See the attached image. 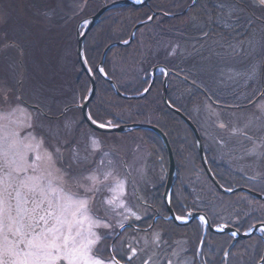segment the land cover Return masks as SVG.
<instances>
[{"label": "flooded vegetation", "instance_id": "flooded-vegetation-1", "mask_svg": "<svg viewBox=\"0 0 264 264\" xmlns=\"http://www.w3.org/2000/svg\"><path fill=\"white\" fill-rule=\"evenodd\" d=\"M7 1L11 0H0V75L3 73L6 81L10 78L7 74V70L9 74L11 72L13 73V75L10 74L13 78L16 73L20 72H23L24 76L30 75L29 67L31 56L28 57L29 66L26 69H24V67H26L24 60L27 59L28 52L30 50L41 49L44 47V38L48 36L49 38L55 37V40L61 43L68 41V44H71V42L76 41V52H78V37L79 35L85 34V54L95 72V75H98L99 71H96L97 66L93 67V60L91 56L95 51L98 52L99 34L101 35L102 31L103 36L101 35L100 41L108 40L107 42H109L102 49L103 55L105 49L110 43L127 40L129 38L131 31L130 33H127L128 29L126 30V28L129 27V24L131 23L128 19H131L132 15L134 16V14H136L134 13V10L145 11V16L140 19L143 20L154 12L157 13L158 16L163 10L162 6L166 3H171V0H148L147 4L133 5L127 3V0H74L72 3L76 5L67 6V9L62 11L58 8L55 0H28L27 4H31V7L38 6L37 9L40 10V19H38L37 16H30L29 21L21 22L19 21V18L15 17V22L12 23V15L15 16V10L13 7L11 11L5 8L11 15L10 18L4 17L6 18L4 20L1 15L3 8L2 5H6ZM121 1H124V3L115 4ZM133 1L142 2L143 0ZM233 2H236L237 9L240 6H243L249 11H255L257 8L264 9V6L258 7L252 5L250 0H233ZM203 4L204 1L198 3L196 7V9L198 8L197 11ZM216 5L218 10L213 9L212 11L210 9L211 15L209 23L211 22L212 26L211 23L209 26L219 28L224 31L226 29L217 23L218 20L225 22L228 19H231V23L236 24L237 18H231L232 15L228 12V8L230 6L226 9L224 1H218ZM59 6H62V4H59ZM157 7H160L158 8L159 10H156ZM76 9H79L77 14H72ZM103 9L105 11L96 18L97 14ZM207 9L209 8L206 7V10ZM119 12L126 13L120 14ZM124 15H126L124 21H120V17ZM261 16H258V18L262 19L264 23V18ZM109 18H112L111 20L114 27L111 38L106 37L109 34V31L100 29L103 23ZM177 20H179V18ZM23 23L30 25L32 27V31H17V34L19 36L21 34L22 37L26 34H30L31 47H25L22 40L18 37H14V39L12 38L15 33L14 30L17 27L22 26ZM117 23L124 24L126 28L119 31L120 27H117ZM10 24L14 26L12 32H9L8 30V26ZM148 24L149 23L144 24L143 26ZM48 29H50L49 33ZM237 30L238 28L234 27L232 30H226L224 32H226L225 35L227 38L252 36L248 33V31L247 33H242V31H240V35L236 36L238 33ZM33 33L37 36L32 35ZM204 33H206L205 28H203L199 35L202 36ZM1 34L4 35V37H2ZM7 38L11 39L7 41ZM89 40H91L92 43L90 45V49L88 47ZM71 45H73V43ZM7 46H12L16 49L11 51L7 49ZM115 47L108 49L106 58ZM69 49L70 46L68 47V50ZM169 52L172 53L173 50L170 49ZM112 55L114 54L112 53ZM262 56L264 60V52ZM10 60L13 61L11 62ZM171 60H173V62L169 61L166 57H162L155 61L156 65H160L157 76L161 77L163 81L162 83H164L167 70H169L170 74L168 76L167 83L175 79V76L191 83L193 86L190 84L187 85H190L197 91V94L192 99L198 102L208 100L211 104L218 105L221 103L218 98H222L224 101L221 103L220 107L223 105L222 107L225 109L247 110V108L254 107L258 105L259 102L264 101V95H261V93H264V66L260 86L255 90L256 94L252 98L245 99V102H233V94L229 91L228 86L226 92L219 95L214 88L216 84L211 83L212 78H210V80L205 78L204 80L194 79L187 74V71L199 73L194 65L177 61L173 58H171ZM8 62L12 63L11 67L18 66V68L8 69ZM104 68L107 71L106 65H104ZM161 69L164 71H161ZM66 71H64V75L67 74ZM78 73L79 74H77L76 77L77 81H75V90L77 91L76 100L62 99L63 102H60L58 99L45 102L34 101L31 100L29 96H23L24 91L15 90L13 85H10L13 87L9 88L10 93H8L7 96L11 101H13L12 99L16 97V99L20 100L25 107L32 109V111H38V114H40L43 118H48L54 123L59 122V124H62L65 120L77 122V136L80 140H82L83 132L84 134H91L90 132H95L96 134H100L102 136L107 135L108 133L95 130L86 122L84 118L83 111L80 106L82 104L81 102H83L81 93L84 70L81 69ZM21 81L22 80H18V89L21 88V90H24V87L27 86L29 91L32 90L31 84L27 82V84L23 85V82ZM67 84L65 82V84L61 85L63 97H68L69 92L71 93V89L67 86ZM21 85H23V87ZM236 95L239 96L240 92L238 91ZM174 102L182 105L177 100ZM187 103L190 105L195 102L188 101ZM51 104L56 106L60 104V109L53 107ZM177 107L187 113L186 108L183 109L178 105ZM187 114L190 115V112ZM199 124L202 130L207 132L212 139L210 147H208L207 150L205 149V152L213 177L206 169L203 161L201 162V160L195 161L191 159L189 161H178L174 153L176 167L173 176L170 201L172 209L177 217H187V223L182 224L170 218L171 213L164 197L167 182L169 180V160L167 159L166 162H162L161 157H158L159 159L156 160L155 156V159L152 158L153 160H151L148 155L143 153L140 156L139 153L141 150L137 148H128L125 151L119 149L115 143L120 141V139H110V137H121L122 133H109V135H112L109 137V140L100 141L103 150L106 151L109 149L121 157L122 160L117 163L119 164L118 167L123 170V178L127 179V201L140 217V219H136L135 217L131 218L126 224L125 229L116 230L117 233L121 234L120 239L127 238L128 242L134 247H136V241L138 240L140 241L141 246V251H137V255L131 262L121 259L124 255V253L121 252L120 256L117 257V259H121V264H143V261H147V264H168L169 261H171L172 264H181L182 262H186L185 264H264V220L260 219L261 212L264 211V208L262 207V210L260 205L262 206L264 204V200L256 198L251 192L264 193V175L256 174V172H263L264 174V166H259L260 161L264 160V129L259 130V127L248 130L240 128V135L237 131H232L235 127H237L236 125L227 124L223 120H220L218 123H214L213 128L210 130H207L208 128L206 125L200 122ZM221 124H224L226 127L221 128ZM240 124L241 123L237 125ZM261 126L264 125L261 124ZM199 130L201 132L200 127ZM193 134L194 137H196L195 132H193ZM228 135H240L248 138L245 156L248 160H250L248 169L251 170L252 174L245 177V179L248 180L246 184H241L240 180L239 183L231 180L230 174H235L233 169L237 167L236 163L232 159L226 158V154L223 149ZM199 153L198 148V154ZM140 161H144L146 166L154 167L152 175L158 173L156 177L153 176V181H150L149 179L147 180V194H145L146 192H143L141 187V172L144 164L139 166L138 169H134L132 167V163H139ZM120 163L123 165H120ZM255 164H257V166H255ZM221 187H224L225 189L244 187L246 189L230 193L224 191ZM196 193L204 195V199L193 202L192 198ZM228 199H230V201L235 200L239 208H241V212L237 216V220L235 222L227 220L226 218L220 220L219 217L223 216L214 211H220L218 208H214L216 205H220L225 209ZM201 216L205 218L203 221L200 219ZM179 220L181 221V219ZM148 222L150 223L149 225ZM233 233H235V235H233ZM156 234H159V241L155 239ZM113 235L115 236V233ZM182 241L187 247V250L183 255L182 246H180V248H182L180 251L177 250V245H181ZM108 243L118 244L119 240L112 239L109 240ZM235 249L237 260L233 263V260L236 257V255H234ZM101 254L107 256L108 252L104 251ZM149 257H151V259H149Z\"/></svg>", "mask_w": 264, "mask_h": 264}, {"label": "rangeland", "instance_id": "rangeland-1", "mask_svg": "<svg viewBox=\"0 0 264 264\" xmlns=\"http://www.w3.org/2000/svg\"><path fill=\"white\" fill-rule=\"evenodd\" d=\"M72 1L74 0H55V2L58 5V8L62 11L67 9V6H74L76 4H73ZM169 1V0H167ZM166 1V2H167ZM182 2V0H179ZM192 2L193 0H185L184 2ZM206 2L207 0H198L197 4L199 2ZM172 3H174V6H168L167 9H170L172 7L177 8L178 5H175L177 3V0H171ZM28 0H11L7 1L6 5H2V17L5 20L7 18H10L11 15L8 13V10H12V7L15 10V16L12 15V23L15 22V17L19 18V21L26 22L29 21L30 16L36 17L40 19V14L37 8L38 6H33L31 4H27ZM224 3L226 5V9L228 8V12L231 16V18H237L236 24L231 23V19H228L227 21L223 22L218 20L217 23L223 26L227 31L232 30L234 27H237V35H240V31L242 33H247L249 30V34L252 36H246V37H233V38H227L225 33L222 29L214 28L209 25L201 23V25L205 28V31L207 35H198V31L193 37H185L180 34L178 31L179 28H175L170 34L160 32L161 30V24H156L158 21L152 22V26L150 28L151 31L158 34L157 41L153 44L149 42L148 40L143 41V53L144 57L142 55L140 56V61L138 65L139 73H141L145 78V73L149 69L150 66H152L156 60L162 57H166L169 59V61L173 62L171 58L182 61L191 65H194L196 70L199 73L187 71V74L197 80H201L204 78L210 80L212 78L213 84H216L214 88L219 93V95L224 94L227 90V86L229 87V91L233 94V102H245V99L252 98L256 94V89L260 86V81L262 79V72H263V66H264V60H263V52H264V23L262 19H259L258 16H261L264 18V9L257 8L255 11H249L243 6H240L238 9L236 8V2H233V0H224ZM59 4H62V6H59ZM78 5V4H77ZM264 6V5H263ZM259 7V6H258ZM7 8L8 10H6ZM210 13V9H207ZM79 9H76L72 14H77ZM213 11V10H212ZM176 12V9H175ZM120 14H125L126 12H119ZM134 13H136L135 20L136 22L140 19H142L145 16V11L143 10H134ZM135 15V14H134ZM126 15L120 17V21L125 19ZM50 18V17H49ZM112 18H109L106 20L102 27L100 29H103L104 31H109V34L106 36L107 38H111L114 27L112 23ZM178 19V18H177ZM174 19L171 22H175ZM60 20V19H58ZM57 20V21H58ZM50 21V20H49ZM131 21V19H130ZM132 23V22H131ZM127 25V23H126ZM135 25V24H134ZM133 25V26H134ZM133 26L127 27L124 24L117 23V27H120L119 31H122L124 28H126L127 33H130ZM13 25L10 24L8 26L9 32L13 31ZM116 27V26H115ZM116 27V28H117ZM150 27V26H149ZM148 27V28H149ZM200 29V27H198ZM242 29V30H241ZM5 30V28H4ZM26 30L32 31V27L28 24H24L20 27H17L14 30V37H18L20 40H22V43L25 47H31V39L30 34H26L24 37L17 34V31H25ZM36 30V29H35ZM50 29H48L49 33ZM23 32V33H25ZM101 32V31H100ZM99 32V33H100ZM1 33V32H0ZM180 35V40H177L176 35ZM36 35V34H32ZM101 35L103 36V31L101 32ZM101 35L99 34V47L102 46V49L107 45L108 40L100 41ZM2 37L4 35L1 34ZM37 36V35H36ZM118 36V35H116ZM128 36V34H127ZM11 38H7L6 40H10ZM62 41V40H61ZM73 43V45H71ZM71 44H68V41L64 42H57L55 40V37L44 38V47L41 49H32L28 52L27 59L24 60L26 69L29 66L28 63V57H30V67H29V74L25 75L23 72L16 73L14 78L11 76L13 73L11 72L9 74L7 70V74L9 75V80L6 81V78L3 73L0 75V95L6 93L8 95L9 88L15 87V90L18 91H24L25 97L31 98V100L34 101H49L53 99H58L60 102H63L62 99L76 100V77L78 72L81 71V66L78 61V56L76 52V41L71 42ZM91 40L88 41V47L90 49ZM8 45V44H7ZM70 46V49L68 50V47ZM6 47V46H5ZM175 49V51L168 52V49ZM8 50L16 49L8 47ZM120 48L116 47L115 52L113 54L115 55L116 52H118ZM99 50V49H98ZM171 53V54H170ZM112 55V57H114ZM131 58V57H130ZM129 58V59H130ZM128 59V60H129ZM11 62L13 60H10ZM8 62V69L10 68H18V66L11 67L12 63ZM130 62V60H129ZM117 67L109 64L107 69V74L109 73L111 75L112 68ZM152 69V68H151ZM150 69V71H151ZM6 70V69H5ZM67 70V71H66ZM64 71L67 72V74L64 75ZM121 73H124L126 70L121 69L119 70ZM144 72V73H143ZM113 77V75H112ZM123 79V77L117 78L118 86L122 89H129V85L120 83V81ZM18 80H22L23 85L29 84L32 85V90L29 91L28 87L25 86L24 90H21L17 88ZM71 80V81H69ZM116 80V81H117ZM69 83L67 84V82ZM126 83L128 80H124ZM67 84V86L71 89V93L69 92L68 97H63V90L61 85ZM183 84V85H181ZM13 85V86H10ZM23 85H21L23 87ZM258 86V87H255ZM90 89V87H89ZM89 91V90H88ZM87 87L82 82V100L86 97L88 94ZM240 92V95L237 96L236 93ZM163 93H164V83H163V90H162V99H163ZM197 94V91L193 89L190 85H187L183 82H180L178 80L173 79L172 81H169L167 86V98L172 101L177 100L182 105L175 103L181 108H186L187 113L190 112V117L194 120L195 124L200 127L201 134L204 141L205 149L207 150L208 147L211 145L212 139L208 135L207 132H204L199 124L202 123L206 125L208 128L207 130H210L213 128L214 123H218L220 120L225 121L227 124L236 125L235 129H238L237 133L241 135V129L245 128V130L251 129V128H258L259 130L264 129V113L261 112V109L259 105L264 104L263 102H259L258 105L254 107H249L247 110H240V109H225L221 108L220 105L224 101L222 98H218L221 103L218 105L211 104L208 100H204V102H198L192 98L195 97ZM63 97V98H62ZM223 97V96H222ZM13 101H16V97L12 99ZM20 101V100H19ZM164 101V99H163ZM188 101H194L193 104H188ZM82 103V102H81ZM53 107H56L57 109H60V104L58 106L51 104ZM24 106V105H23ZM25 107V106H24ZM32 111V109H29ZM34 113H38V111H33ZM174 112V111H173ZM121 113V112H119ZM179 116V115H178ZM40 120L45 122L46 124H52L56 125L59 124V122H52L48 118H43L39 114ZM162 113H156L155 118L157 121L161 122ZM257 117H260V119H257ZM180 118V117H179ZM165 121L169 123V125H173V119L169 116L164 117ZM108 121L116 123L114 120H111L109 118H105L104 121H100L102 123H106ZM241 123L240 125H237ZM62 125V124H61ZM239 127V128H238ZM151 132V131H150ZM146 132L145 130H136V131H130V133L122 134L121 137H110L112 136L109 133L107 135H100L96 134L95 132H90V135H94L97 139L101 140H109L110 139H120V141H117L115 145L125 151L128 148H137L140 149V156L141 154L148 155L149 159L153 160L154 156L156 159H159L161 157L162 162L167 161V154L164 148V144L160 142L157 135L153 132ZM93 133V134H92ZM89 133H82V147L87 143V137ZM240 135H228L226 137V142L223 146V149L225 151V156L227 159H232L236 163L235 169H233V173H231V180L236 181L239 183V180L241 184H246L248 181L245 179L246 176L251 175L252 172L249 167L250 160L245 156L246 149H247V142L248 138L242 137ZM172 138L173 145L175 147V154L177 155L178 161L183 160H195L202 162V159L200 156V153L198 154V141L197 138L194 137L193 130L189 127L187 123H185L181 118L179 121H177L176 127L174 131L170 134ZM159 140V141H158ZM196 149V151H195ZM110 153L109 158L116 160L118 163L122 160L121 157L117 154L112 152L111 150L107 149ZM159 157V158H158ZM189 158V159H188ZM200 158V159H199ZM250 158V157H249ZM96 159H100V156L97 155ZM155 159V158H154ZM139 160V159H138ZM127 161V160H126ZM145 162L140 161L139 163H132V167L135 169L141 165H143ZM119 165V164H118ZM120 165H123L120 163ZM257 166V164H255ZM259 166H264V160L260 161ZM154 170V167L152 166H146V164L143 165V169L141 172V187L143 192H146L147 194V180L153 181V176L156 177L157 174L152 175ZM118 171L120 173L121 178H123V170L118 167ZM257 175H264L263 172H256ZM126 182L127 179L123 178ZM127 195V193H126ZM231 198V197H227ZM238 198V197H235ZM201 199H204V195L200 194H194L192 201L197 202ZM264 208V204L261 206ZM215 209L218 208L220 211L214 210L217 214H221L223 217H219L220 220L227 219L230 221L235 222L237 220V216L241 212V208H239L237 202L235 200L230 201L228 199V202L224 207L220 205L214 206ZM263 210V209H262ZM260 219L264 220V211L261 212ZM150 223L148 222V225ZM180 246L183 247L182 255L186 252L187 247L184 245L183 241L181 242V245H177V250H181ZM136 248L137 251H141L140 241H136ZM181 255V256H182ZM234 255H236V249L234 252ZM187 258V257H186ZM237 260V255L235 259L233 260V263H235ZM186 262H182L181 264H185Z\"/></svg>", "mask_w": 264, "mask_h": 264}, {"label": "snow or ice", "instance_id": "snow-or-ice-1", "mask_svg": "<svg viewBox=\"0 0 264 264\" xmlns=\"http://www.w3.org/2000/svg\"><path fill=\"white\" fill-rule=\"evenodd\" d=\"M76 124H46L21 101L0 95V264H121L137 255L116 231L140 219L118 163L94 135L82 147ZM112 239L119 243L109 244Z\"/></svg>", "mask_w": 264, "mask_h": 264}, {"label": "trees", "instance_id": "trees-1", "mask_svg": "<svg viewBox=\"0 0 264 264\" xmlns=\"http://www.w3.org/2000/svg\"><path fill=\"white\" fill-rule=\"evenodd\" d=\"M184 1L185 0H182V2L177 0V3L175 4L179 6L177 8L172 7L170 9H167L168 6L169 7L174 6V3L172 2L166 3L162 6L163 7L162 11H165L166 13L179 12V15L175 17H171V16H167L164 14H159L155 18L154 21L155 22L158 21L156 24H161L160 32L170 34L175 28H179L178 31L180 32V34L185 37H188V38L193 37L195 36L197 31L199 35V33L204 28L201 25V23L206 24V25H209L211 23V22L209 23V18H210L211 13H209V11L207 12L206 7H208L211 10L213 9L218 10L216 3L218 1L220 2L224 0H207L206 3L204 2L202 7H199L198 11H197L198 8L196 9L198 4L190 7L189 10L184 11V9H186V7L191 3L188 1L186 2ZM158 8L160 7H157L156 10H159ZM175 9H176V12H175ZM135 16L136 14L134 16L132 15V18H131L132 23L129 24V27L137 23L135 20L136 19ZM177 18H179V20H175L174 23L171 22ZM152 25H153L152 23H149L148 25L140 27L136 33V36L133 42L130 45L118 46L120 49L118 50V52L115 53L114 57H112V53L114 52V50H116V47H115L106 58V62H105L106 69H108L109 64L113 66H117V67L112 68V71H110L111 75L109 73L107 75L110 78L114 79L116 84L118 82L117 78L123 77L120 83L127 84L129 85V88H131V90H129V89H124V88L122 89L120 87L119 89L123 93H128V94L140 93L148 86L150 82V78H151L150 69L155 65V63L152 66H150L149 69L146 71L145 78L141 73L138 72L139 71L138 65L140 64L139 63L140 56L142 55V57H144L143 41L148 40L152 44L157 41L159 33L156 34L155 32L150 30ZM211 26H212V23H211ZM198 27H200V29ZM176 38L177 40H180V35L177 34ZM167 51L169 52L170 48ZM101 57H102V46L100 45L98 52L95 51L91 56L93 60V63H92L93 67H96L98 65V63L101 60ZM128 59L130 60V62ZM121 69H124L126 71L124 73H121V71H119ZM84 73H83L84 75L83 82L86 85L87 91H88L89 87L91 86V82H90L89 76H87L86 73L85 74ZM96 78H97V92H96V95L93 101L91 102L90 109H91V113L93 117L97 121H104L105 118H109L111 120H114L116 123H122L126 121L128 122L141 121V122L153 123L159 126L168 135L170 142L172 144L174 153H175L176 149L173 145V142H172L173 140L170 134L174 131L177 121H179L180 118L175 112H173L171 109H169L165 105L162 99V90H163L162 82L163 81L161 77L157 76V79L155 80L151 90L148 92L146 96H144L141 99L123 98L122 96L117 94V91L109 83L107 79L103 78L100 74L96 75ZM175 79L185 84H190L191 86H193L191 83L184 81L176 76H175ZM124 80H128V82L126 83ZM174 101L170 99L171 104L175 106L176 105L175 103L177 102H174ZM156 113H162L164 117L169 116V119L171 117L173 119V125L170 126L169 123L165 121L164 117H162L161 122L157 121V119L155 118ZM145 131L150 132L149 130H145ZM114 134H117V133H114ZM157 137L160 140V142L163 143L161 138L158 135ZM176 158H177V155H176Z\"/></svg>", "mask_w": 264, "mask_h": 264}, {"label": "water", "instance_id": "water-1", "mask_svg": "<svg viewBox=\"0 0 264 264\" xmlns=\"http://www.w3.org/2000/svg\"><path fill=\"white\" fill-rule=\"evenodd\" d=\"M120 3H124V1H121V2H118V3H115V4H120ZM127 3L133 4V5H144V4L148 3V0H143L142 2H136V1H133V0H127ZM104 11H105L104 9L101 10L97 14L96 18L99 17ZM155 15H156V13L154 12L152 14V16H150L147 20L139 22L138 24H136L135 27L132 30L131 37H130V39L127 42H115V43L110 44L105 49V51H104V53L102 55L101 62L99 64V66L97 67V70L100 71V69H103V72H104V62H105L107 51H108V49L110 47H112L114 45H118V44H124V45L125 44L126 45L129 44L133 40L136 30L141 25H143V24H145L147 22H150L155 17ZM94 21H95V19H94ZM84 38H85V34L79 35V37H78V57H79V60H80V63L82 65L83 69L90 76V79H91V88H90V91H89L90 95L88 93V95H87L86 99L84 100L83 104H81V108H82L83 115H84V118H85L86 122L89 125H91L94 129H96L98 131H102V132H128V131L135 130V129H149V130H152V131L156 132L161 137V139L163 140L165 148H166L167 153H168V157H169V166H170L169 167V180L167 182L166 191H165V195H164L165 201H166V203H167V205L169 207V210H170V213H171V217L178 223H181V224L182 223H187V222H184V221H180L179 219L176 218L177 216L175 215V213H174V211L172 209V206H171L170 196H171V190H172V185H173V176H174V173H175L176 163H175V158H174V155H173V149H172L170 141H169L167 135L164 133V131L162 129H160L158 126L154 125V124L141 123V122H132V123L131 122H125V123L119 124V125H112L110 127L100 128V127L97 126L100 123L97 122V124H93L88 119V115L90 114L89 113V104H90V102L92 101V99L95 96L97 85H96V78H95L94 74L92 73L90 67L88 66L87 60H86V57H85V51H84V43H85V41H84ZM158 68H159V66L154 67V72H153L154 77L156 75V72H157ZM103 72H101V73L103 74ZM169 74H170V71L167 70L166 77L164 79V93H163L164 102L166 103V105L169 108H171L177 114H179L191 126V128L194 130V132H195V134L197 136L198 142H199V149H200L202 161H203L206 169L209 171L210 175L213 177V174L211 173L209 165H208L207 160L205 158V154H204L202 143H201V138H200V135H199V132H198L196 126L193 124V122L184 113H182L180 110L174 108L169 103V100L167 98V79H168ZM109 82L116 89V91H117V93L119 95L124 96L126 98H135V97L136 98H141V97L145 96L150 91V89L152 87V84H153V80H152V83L147 88V91L145 90L144 92L136 94V95H127V94H124L121 91H119V89L117 88V85L115 84V82L112 79H109ZM221 188L224 191H226V192H234V191H237V190H245L246 189L244 187H239V188H236V189H233V190L225 189L224 187H221ZM251 192L255 195V197L264 200V194L253 192V191H251Z\"/></svg>", "mask_w": 264, "mask_h": 264}]
</instances>
